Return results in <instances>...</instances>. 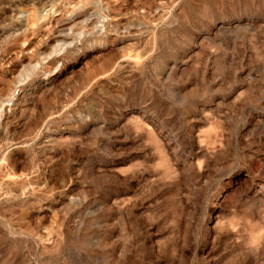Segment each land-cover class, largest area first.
I'll list each match as a JSON object with an SVG mask.
<instances>
[{
	"label": "rangeland",
	"instance_id": "obj_1",
	"mask_svg": "<svg viewBox=\"0 0 264 264\" xmlns=\"http://www.w3.org/2000/svg\"><path fill=\"white\" fill-rule=\"evenodd\" d=\"M0 264H264V0H0Z\"/></svg>",
	"mask_w": 264,
	"mask_h": 264
}]
</instances>
